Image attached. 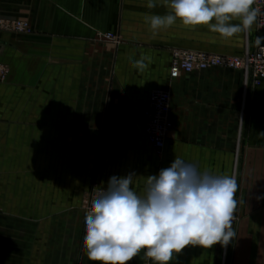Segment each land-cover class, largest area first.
Returning a JSON list of instances; mask_svg holds the SVG:
<instances>
[{
  "label": "crops",
  "instance_id": "0c3cea01",
  "mask_svg": "<svg viewBox=\"0 0 264 264\" xmlns=\"http://www.w3.org/2000/svg\"><path fill=\"white\" fill-rule=\"evenodd\" d=\"M147 0H0V17L35 33L0 32V264H99L83 250L84 202L94 185L146 177L176 157L200 173L234 177L226 247L186 246L168 264H264V82L212 68L170 79L174 49L242 55L264 45V28L223 38L179 21L155 36L145 15L169 10ZM239 23V21H233ZM121 33L124 43L100 33ZM191 48V49H190ZM145 57L143 72L132 60ZM171 92L173 128L162 153L145 135L153 90ZM146 249L127 264H155Z\"/></svg>",
  "mask_w": 264,
  "mask_h": 264
},
{
  "label": "clouds",
  "instance_id": "9594fccd",
  "mask_svg": "<svg viewBox=\"0 0 264 264\" xmlns=\"http://www.w3.org/2000/svg\"><path fill=\"white\" fill-rule=\"evenodd\" d=\"M257 0H147L146 7L159 5L169 11L145 15L153 36L177 21L186 27L207 26L223 38L250 31L261 9ZM239 23H233V21ZM258 40L264 37H257ZM140 72L145 57L130 58ZM264 134V133H261ZM135 174L113 176L100 188L85 215L83 250L99 264H127L142 249L155 264H168L173 253L186 246L226 247L235 237L232 229L237 200V182L227 175L200 173L193 164L176 157L158 175L146 177L144 194L130 185Z\"/></svg>",
  "mask_w": 264,
  "mask_h": 264
},
{
  "label": "built area",
  "instance_id": "2783aa9c",
  "mask_svg": "<svg viewBox=\"0 0 264 264\" xmlns=\"http://www.w3.org/2000/svg\"><path fill=\"white\" fill-rule=\"evenodd\" d=\"M260 7L261 15L257 18L259 29L264 28V0H257L254 7ZM0 32L27 35L31 33L29 24L22 20L4 19L0 17ZM105 38L115 44H120L119 35L109 33ZM212 68L237 70L243 72L246 82L260 86L264 82V45L254 50L247 48L242 55H220L188 49L172 51L170 79H179L183 74H192ZM9 76L7 65L0 61V84L6 82ZM172 96L169 90H153L150 93L149 105L145 112V135L148 142L160 154L173 128L171 120ZM102 187L94 185L84 202V212L89 210L96 192ZM233 222V221H232ZM86 230V225H85Z\"/></svg>",
  "mask_w": 264,
  "mask_h": 264
},
{
  "label": "rangeland",
  "instance_id": "374dc122",
  "mask_svg": "<svg viewBox=\"0 0 264 264\" xmlns=\"http://www.w3.org/2000/svg\"><path fill=\"white\" fill-rule=\"evenodd\" d=\"M4 19H7V18H4ZM16 20H19V19H16ZM22 21H25V20H22ZM25 22H27L28 24H29V26H30V28H31V33L30 34H27V35H33L34 33H35V31H34V29L31 27V25H30V23L28 22V21H25ZM109 33H112V32H106V33H100L99 34V37L103 40V41H105V42H109V43H112V44H114V45H116V46H119V45H121L122 43H124V37H123V35L120 33H112V34H115V35H119V37H120V44H115L114 42H111V41H109V40H107L106 38H105V35H107V34H109ZM14 34V33H13ZM16 35H21V36H27V35H22V34H16ZM179 49H181V48H179ZM191 49V48H190ZM175 50V49H174ZM192 51H203V52H208V53H216V52H213V51H206V50H195V49H191ZM6 65V64H5ZM7 67H8V69H9V66L7 65ZM9 73H10V69H9Z\"/></svg>",
  "mask_w": 264,
  "mask_h": 264
}]
</instances>
